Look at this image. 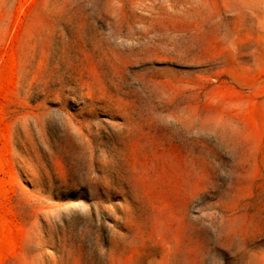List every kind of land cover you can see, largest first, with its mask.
Returning <instances> with one entry per match:
<instances>
[{"label":"rangeland","instance_id":"1","mask_svg":"<svg viewBox=\"0 0 264 264\" xmlns=\"http://www.w3.org/2000/svg\"><path fill=\"white\" fill-rule=\"evenodd\" d=\"M0 264H264V0H0Z\"/></svg>","mask_w":264,"mask_h":264}]
</instances>
